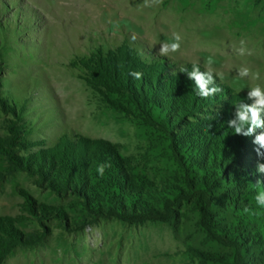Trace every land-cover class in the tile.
<instances>
[{
	"label": "rangeland",
	"instance_id": "obj_1",
	"mask_svg": "<svg viewBox=\"0 0 264 264\" xmlns=\"http://www.w3.org/2000/svg\"><path fill=\"white\" fill-rule=\"evenodd\" d=\"M210 55L202 99L178 69ZM244 66L264 85V0H0V264H264L253 137L225 125Z\"/></svg>",
	"mask_w": 264,
	"mask_h": 264
},
{
	"label": "clouds",
	"instance_id": "obj_2",
	"mask_svg": "<svg viewBox=\"0 0 264 264\" xmlns=\"http://www.w3.org/2000/svg\"><path fill=\"white\" fill-rule=\"evenodd\" d=\"M182 37L179 33H173L171 39L161 43L158 54L162 57H167L170 53H176L181 48ZM240 47L237 53L240 56L251 55L247 49L245 42L240 41ZM206 66L205 71L200 70V62L191 63L190 69L187 66H181L178 73H182L186 78L193 83L192 91L197 97L207 99L215 97L221 93L223 89L217 84V80H223L221 73H214L213 65L217 63L214 56H208L203 60ZM129 75L139 80L140 72H130ZM246 78L256 81L255 84L249 85ZM261 72L253 71L249 67H240L236 70L233 78V85L237 88L238 94L246 89V94L242 99L234 104L231 108L230 119L225 121V125L231 130L233 135L241 137H253L251 143L254 145V152L257 157L254 174L257 175L256 187L258 191L253 197L257 212H264V180L259 177H264V85L260 83ZM257 130H259L257 132ZM109 165L100 163L97 165V175L103 177L105 168ZM245 211H251L246 208Z\"/></svg>",
	"mask_w": 264,
	"mask_h": 264
},
{
	"label": "trees",
	"instance_id": "obj_3",
	"mask_svg": "<svg viewBox=\"0 0 264 264\" xmlns=\"http://www.w3.org/2000/svg\"><path fill=\"white\" fill-rule=\"evenodd\" d=\"M121 217H125V216H123V215H120ZM127 216V215H126ZM124 219V218H123Z\"/></svg>",
	"mask_w": 264,
	"mask_h": 264
}]
</instances>
